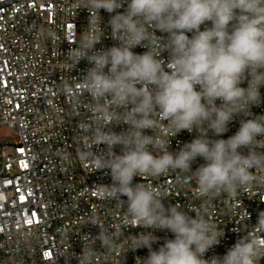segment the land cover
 I'll use <instances>...</instances> for the list:
<instances>
[{
	"label": "clouds",
	"instance_id": "obj_1",
	"mask_svg": "<svg viewBox=\"0 0 264 264\" xmlns=\"http://www.w3.org/2000/svg\"><path fill=\"white\" fill-rule=\"evenodd\" d=\"M77 6L97 13L98 22L101 10L109 13L117 42L97 49V24L94 38L73 55L76 63L89 65L83 84L96 117L94 138L113 149L99 161L110 173L109 190L126 197L130 220L150 229L132 237V250L148 249L142 264H260L264 240L257 236H264V212L255 234L205 259L222 236L206 210L165 206L161 190L135 178L188 173L201 159L194 172L201 197L234 196L264 184V115L251 111L264 99V0H77ZM137 47L146 51L136 53ZM237 117L238 130L222 138ZM165 122L175 134L196 135L170 151V139L158 135ZM157 230L174 238L153 249ZM101 238L110 240L106 232ZM96 256L85 244L79 264H96Z\"/></svg>",
	"mask_w": 264,
	"mask_h": 264
},
{
	"label": "built area",
	"instance_id": "obj_2",
	"mask_svg": "<svg viewBox=\"0 0 264 264\" xmlns=\"http://www.w3.org/2000/svg\"><path fill=\"white\" fill-rule=\"evenodd\" d=\"M99 16L98 22L97 13L78 7L77 0H0V130L11 133L6 142L0 134V264H79L85 244L97 252L96 264H142L148 255L147 248L133 251L131 239L150 229L130 220L126 197L112 194L110 173L99 166L113 149L94 138L96 117L83 84L89 65L76 63L73 55L94 38L91 28L97 24L102 36L97 49L117 43L107 23L110 14L101 10ZM251 111L264 115V99ZM241 118L222 138L235 134ZM158 135L170 139L175 152L196 133L175 134L165 122ZM202 163L198 159L188 173L137 176L135 182L161 190L165 206L206 210L222 233L219 245L205 254L210 259L256 233L264 184L234 196L201 197L194 172ZM105 232L108 242L101 238ZM154 235L159 239L153 249L174 238L168 231Z\"/></svg>",
	"mask_w": 264,
	"mask_h": 264
},
{
	"label": "rangeland",
	"instance_id": "obj_3",
	"mask_svg": "<svg viewBox=\"0 0 264 264\" xmlns=\"http://www.w3.org/2000/svg\"><path fill=\"white\" fill-rule=\"evenodd\" d=\"M0 134H1V137H3V141H7V139H9L10 138V136H11V133L7 130V129H5V128H2L1 130H0Z\"/></svg>",
	"mask_w": 264,
	"mask_h": 264
}]
</instances>
